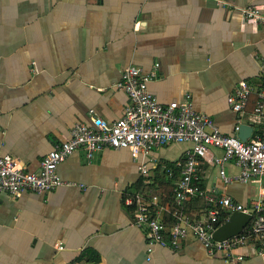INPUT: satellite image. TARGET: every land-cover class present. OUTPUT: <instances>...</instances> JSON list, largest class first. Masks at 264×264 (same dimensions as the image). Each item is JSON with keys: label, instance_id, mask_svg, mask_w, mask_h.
Listing matches in <instances>:
<instances>
[{"label": "crops", "instance_id": "obj_1", "mask_svg": "<svg viewBox=\"0 0 264 264\" xmlns=\"http://www.w3.org/2000/svg\"><path fill=\"white\" fill-rule=\"evenodd\" d=\"M229 2L0 0V154L39 171L43 157L77 122L120 118L128 96L118 83L131 64L157 70L149 88L161 103L189 98L221 131L249 141L264 127V106L254 120L258 93L243 111L227 99L240 81L264 88V25L246 22L240 9L264 0ZM191 145L155 148L146 157L148 176L128 149L105 148L92 160L78 149L58 167L71 184L19 197L0 192V264H230L193 235L179 249L154 245L149 255L146 231L134 224L128 200L137 194L146 200L158 194L154 210L174 222V197L165 195L162 182L173 175L168 164L181 168ZM222 152L211 147L210 154ZM201 167L204 188L248 207L264 206V183H226L212 162L203 160ZM226 168L232 177L240 172L233 161ZM206 206L199 197L184 210L203 218ZM87 250L99 261L81 258ZM234 254L243 256L236 264H264L260 239Z\"/></svg>", "mask_w": 264, "mask_h": 264}, {"label": "built area", "instance_id": "obj_2", "mask_svg": "<svg viewBox=\"0 0 264 264\" xmlns=\"http://www.w3.org/2000/svg\"><path fill=\"white\" fill-rule=\"evenodd\" d=\"M216 1L231 5L229 0ZM240 9L246 22L264 25V5L248 4ZM156 76V69L145 72L139 65L126 66L118 83L128 96L122 116L112 122L97 116H92V124L77 122L70 136L56 143L43 157L39 171H28L16 156L0 154V192L19 197L26 190L43 193L71 184L62 179L58 167L78 149H84L89 160L105 148L128 149L134 160L139 161L140 172L148 176L150 168L146 157L155 148L170 142H190L192 145L185 152L181 176L174 188V222L167 224L154 210L153 205L160 203L158 194L152 195L150 200L137 194L128 200L134 205V224L146 231L149 255L154 245L179 249L193 235L209 252H222L230 264H236V259H243L242 255L234 254L237 248L251 239H260L264 244L263 202L248 207L230 195H216L214 190L204 188L201 164L203 160L215 164L226 183L234 179L264 183V127L249 141H244L221 131L212 117L194 108L189 98L163 104L149 88V82ZM254 91L259 96L254 111L256 121L263 111L264 88L240 81L227 100L234 110L243 111ZM211 147L222 149V154L211 155ZM231 161L239 167L236 177L227 172L226 166ZM199 197L206 201V214L203 218L188 216L184 210L186 202ZM234 211L250 213L253 218L240 234L216 240L214 231L218 221L223 216L228 220Z\"/></svg>", "mask_w": 264, "mask_h": 264}, {"label": "water", "instance_id": "obj_3", "mask_svg": "<svg viewBox=\"0 0 264 264\" xmlns=\"http://www.w3.org/2000/svg\"><path fill=\"white\" fill-rule=\"evenodd\" d=\"M243 125H240L239 131ZM253 215L244 211H234L231 213L229 219L219 225L214 231V238L216 240H225L232 236L240 234L245 227L251 222Z\"/></svg>", "mask_w": 264, "mask_h": 264}, {"label": "trees", "instance_id": "obj_4", "mask_svg": "<svg viewBox=\"0 0 264 264\" xmlns=\"http://www.w3.org/2000/svg\"><path fill=\"white\" fill-rule=\"evenodd\" d=\"M180 170L181 168L178 167V166H175L174 164H168L167 166V171L172 173V177H170L169 179L167 180H163L164 182H162V187H163V191L165 193V195L167 197H171L173 195L174 197V188L176 186V180L178 178H180ZM264 214V212H263ZM227 221L226 217L223 216L220 218V220L218 221V226L225 223ZM87 258L89 261H93V262H96V261H99V258H98V255L96 254L95 251H92V250H87L86 253H84L81 258Z\"/></svg>", "mask_w": 264, "mask_h": 264}]
</instances>
